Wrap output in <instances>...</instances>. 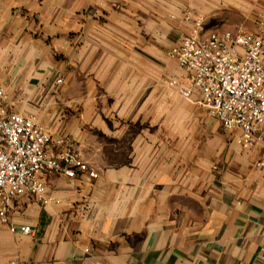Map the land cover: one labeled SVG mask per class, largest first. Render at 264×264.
<instances>
[{
  "label": "crops",
  "instance_id": "0c3cea01",
  "mask_svg": "<svg viewBox=\"0 0 264 264\" xmlns=\"http://www.w3.org/2000/svg\"><path fill=\"white\" fill-rule=\"evenodd\" d=\"M187 1L198 16L218 0ZM259 1L235 2L248 30L264 13ZM143 3L0 0L5 104L69 134L98 173L46 176L59 202L14 201L0 264H264V171L255 166L264 143L223 137L217 119L170 86L178 63L158 47V17ZM191 29L184 17L169 49Z\"/></svg>",
  "mask_w": 264,
  "mask_h": 264
},
{
  "label": "built area",
  "instance_id": "2783aa9c",
  "mask_svg": "<svg viewBox=\"0 0 264 264\" xmlns=\"http://www.w3.org/2000/svg\"><path fill=\"white\" fill-rule=\"evenodd\" d=\"M186 18L191 32L167 52L179 69L168 83L205 108L237 144L252 148L264 143V13L257 15L255 30L208 31L203 15ZM5 99L0 88V228L9 223V207L25 195L43 204L59 202L48 193L46 176L98 177L69 134L47 130L36 115L10 110ZM255 166L264 171V153ZM22 231L34 230L25 226Z\"/></svg>",
  "mask_w": 264,
  "mask_h": 264
},
{
  "label": "rangeland",
  "instance_id": "374dc122",
  "mask_svg": "<svg viewBox=\"0 0 264 264\" xmlns=\"http://www.w3.org/2000/svg\"><path fill=\"white\" fill-rule=\"evenodd\" d=\"M196 1L197 0H195L194 3ZM143 2H146V4L143 3L142 11L144 12L146 10L144 7H146L151 13H154L156 17H158V19H156L158 47L160 49H164V53L167 56L169 47L174 44L175 40H178L176 31L178 27H180L181 21L189 14H187L186 8L184 7L186 5L189 9V2L187 0H143ZM235 2L236 0H218L216 2H207L205 3V10H200V14L198 15L205 16L207 27L209 29L217 25L224 29H234L236 27L238 29L241 27L248 30L251 28V25H249L246 20V15L243 16L239 14V7L235 5ZM242 2H246L244 5H248L250 8H255L256 6L259 8V4H261L259 0H242ZM145 14L147 13H143V18L141 20L143 33L147 28L145 25L150 22L149 19L144 18ZM207 116L212 121L211 123H216L209 114H207ZM220 131L223 137H226L227 139L232 136L223 127Z\"/></svg>",
  "mask_w": 264,
  "mask_h": 264
}]
</instances>
